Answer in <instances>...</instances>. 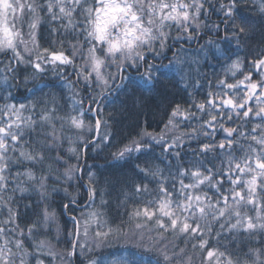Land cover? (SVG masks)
Returning a JSON list of instances; mask_svg holds the SVG:
<instances>
[{"label": "snow or ice", "instance_id": "1", "mask_svg": "<svg viewBox=\"0 0 264 264\" xmlns=\"http://www.w3.org/2000/svg\"><path fill=\"white\" fill-rule=\"evenodd\" d=\"M252 6L264 28V0H228L226 4L220 0L215 11L222 18L211 26L201 19L212 10L211 0H0V56L5 58L0 61L4 64L0 72L11 74L3 77V98L7 101L22 84L42 81L51 66L65 81L71 101L70 111L61 114L56 95L43 93L34 83L28 91L34 96L42 93L38 99L0 105V216L7 211L0 220V264H74L77 255L87 264H145L144 252L155 253V264H196L197 258L199 264H264V46L252 45L255 23L240 15L241 7ZM45 24L51 38L48 47L38 39ZM221 26L225 41H234L241 51L251 45L253 51L241 56L221 52L216 45L217 54L225 60L217 91H212L209 80L206 100L193 101L187 108L173 106L159 133L142 129L138 138L123 145H113L111 133L102 135V126H108L103 119L104 102L113 93L129 89L141 105L143 92L154 90L158 82L153 61L171 49L170 39L191 41L202 29L210 27L218 33ZM214 43L207 41V45ZM65 44L71 48L70 56L65 54ZM260 44L264 45V33ZM69 65L76 73L75 81L64 76L61 66ZM132 73L143 83L132 80ZM238 75L242 78L236 79ZM229 76L234 83L228 82ZM196 86H200L199 80ZM84 89L87 95H82ZM89 114L98 117L94 126L86 123ZM193 120L195 126L183 130L184 122ZM233 122H237L234 127L226 126ZM73 129L75 139L66 134ZM93 131L96 135L88 139ZM218 131L224 136L216 144ZM201 135L211 141L192 151L190 167L172 164V157L182 159L178 149ZM65 140L75 164L61 155ZM109 145L115 149L111 155L116 161H127L133 153H147L153 145L159 146L164 168L136 165L143 179L132 181L122 192L124 198L117 207L125 209L127 219L115 227L100 210L108 204L102 191L100 206H96L97 181L89 171L84 205L76 196L63 205L65 212L71 206L81 209L79 215L69 218L72 228L65 242L70 247L57 251L59 236L55 244L47 238L37 239L41 229L47 233L57 219L46 201L60 189L49 191V179L54 183L83 179L82 152ZM215 160H219L218 166L212 164ZM53 164L66 165L63 173ZM165 168L168 175H164ZM30 192L38 193L39 199L35 205H24L35 217L25 230L20 225L17 193L23 198ZM64 192L68 195L66 187ZM121 240L125 250L111 260L90 256ZM181 240L183 247L178 243ZM253 242L261 246L253 247Z\"/></svg>", "mask_w": 264, "mask_h": 264}, {"label": "trees", "instance_id": "2", "mask_svg": "<svg viewBox=\"0 0 264 264\" xmlns=\"http://www.w3.org/2000/svg\"><path fill=\"white\" fill-rule=\"evenodd\" d=\"M223 2L226 4L228 0H223ZM219 3L220 0H211V4L213 5L212 10L207 16L201 17L209 26L219 23L222 18L223 14L215 11L216 8H219ZM255 12L256 6L240 8V15L249 18L255 23V31L251 37L252 45L264 46L260 44L264 28L261 27L260 18ZM172 35L175 36L176 32L173 31ZM224 35L223 26H221V30L218 33L212 31L210 27L202 29L201 35L191 41L185 39L179 42H173L170 39L168 43L171 45V49L167 50L163 57L153 61L156 65L158 82L154 90L143 92V103L141 105H137L136 96L131 95L129 89H125L120 93H113L104 102L103 119L108 121V126H102V135L111 133L113 145H123L133 138H138L142 129H146L148 132L152 133H159L173 106L180 104L183 108H187L190 104H193V101L201 102L206 100L209 91V80L212 81V91H217L215 85L219 78L224 77L222 65L225 64V60L217 54L216 45H219L221 52L238 53L241 56L251 55L253 51L251 45L243 51L237 49L234 41L228 42L223 39ZM38 39L42 46L48 47L50 45L51 38L48 36V26L46 24L40 28ZM210 39L215 42L213 45H207V41ZM202 45L205 46L203 50L201 49ZM54 47L58 49L59 44ZM177 49L180 51L174 56L173 53ZM65 50V54L70 56L71 48L67 44H65ZM205 53H207V55H205ZM232 58L235 59V56ZM149 59H151V57ZM4 60L5 58L0 56V61ZM169 61H172V63L170 64ZM76 62L79 64V59H77ZM3 66L4 64L0 63V68ZM61 67L64 70V76L68 80H76V73L72 66ZM59 70L58 68L56 71L59 72ZM29 71H31V69H29ZM141 71H143V69H141ZM5 75L10 76L11 74L0 72V105L6 102L16 104L28 103L30 100L38 99L41 97L42 93L37 92L34 96L28 91L35 83L38 88L43 90V93L56 95L58 104L62 108L61 114L70 111L68 108L71 102L69 99L70 92L68 88L65 87V81L61 80L59 75L53 73L51 66L48 67V71L44 74L42 81H32L26 86L22 84L19 90L13 89L12 97L7 101L3 98L6 95L3 91L4 84L2 82ZM131 78L134 81H139L135 73L131 74ZM239 78L242 77L238 75L236 79ZM20 79L23 80V73H21ZM198 80L200 82L199 87L196 86ZM139 82L141 84L143 83L142 81ZM228 82L234 83L235 80L229 76ZM87 94V90L84 89L82 95ZM136 95L139 96L141 93L138 91ZM84 106L88 107L87 101H85ZM94 106L95 105H93V107ZM37 111H39V109H37ZM192 111L195 112L196 109L193 107ZM197 114L199 115V113ZM204 119H208V117L205 116ZM89 121L93 126L95 125V120L91 114L86 117V123ZM236 123L237 122H233L226 126L234 127ZM195 124V120L191 122L185 121L182 128L188 131L189 128L195 126ZM57 127H59V124H57ZM251 127L252 124L249 123L247 128L250 130ZM75 132L76 130L73 129L66 134L73 135ZM93 136H95V131H93L91 135H88V139H91ZM223 136L224 133L218 131L215 136V143L218 144ZM73 139H75L74 135ZM210 141L211 137L205 139L203 135H201L199 139L186 141L184 147L178 149L181 152L182 159L176 160L172 157V164L183 163L185 167H190L188 162L194 160L192 151H199L202 143H208ZM68 147V141L65 140L61 149V155L70 157L69 162L75 164L76 159L67 152ZM83 147V144H79V148L83 149ZM114 150V147L109 145L108 147L97 149L96 151H93L92 147H88L85 153L82 152L80 164L83 165L84 168L83 179H73L67 183H64L63 180L60 183H54L52 179H49V191L52 187L60 189L59 192L51 193L46 201L49 205V210H55L57 219L56 223L50 225V229L47 233H45L44 229H41V235L38 236L37 239L47 238L55 244L56 238L59 236L61 243L56 246V250L63 252L65 248L70 247V244L65 242L68 230L72 228V223L69 218L74 214L79 215L81 209L80 207L71 206L69 211L65 212L63 205L69 203L73 196L77 197L81 206L84 205V202L88 199V192L85 184L87 183V173L89 171L95 174L97 181L98 195L96 197V206H100L101 197L99 192L102 191L104 193L103 198L108 201V204L106 206H101L100 210L106 213V217L112 223L113 227L119 225L122 219H127L125 209L118 208L117 204L124 198L122 192L127 190L132 181L140 182L143 179V174L138 173L136 165L139 164L141 167H144L151 164L159 165L164 168V164L160 163V160L164 159V156L161 155L162 149L159 146L153 145L152 151L150 152L133 153L132 158L127 161H116L111 155ZM52 155L55 156L56 153L53 152ZM165 155L170 156V154ZM211 156L212 153H209V160H211ZM157 157H159V159H157ZM167 162L168 161L165 160V163ZM47 163L49 162L46 161V164ZM219 163V160L212 161V164L217 166ZM65 167L66 165L63 164H53V168H59L60 173H63ZM20 170L23 171V167H21ZM36 171L39 175V168H37ZM76 175L79 177V172L76 173ZM164 175H168L167 168L164 170ZM185 182L187 183L188 181L186 180ZM65 187L67 188L68 195L64 192ZM150 187H155V185H150ZM225 187H228V185L226 184ZM209 195H212V193L209 192ZM38 199L39 194L35 192L25 193L23 198H20V194L17 193L20 225L25 228V230L27 229V225L31 223V220L35 217L33 215V210L31 208L25 209L24 205L29 203L35 205ZM40 207L42 208L43 205H40ZM131 207L132 204L129 203L128 210H131ZM38 210L39 209H37V211ZM6 215L7 211L5 210L4 215L0 216V220H3ZM57 228L60 229L59 232ZM178 243L181 247L184 246L182 240L178 241ZM251 246L260 247L261 245L259 242H253ZM124 250L125 242L123 240L114 241L110 247L97 249L95 252L91 253L90 256L92 258L98 257L102 261L111 260L113 257L123 253ZM189 250H191V245H189ZM140 251L143 252L142 249ZM143 258L145 264H155V260L157 259L155 253L147 252L143 253ZM73 260L74 264H87V261L79 255L74 257ZM196 264H199V258H197Z\"/></svg>", "mask_w": 264, "mask_h": 264}, {"label": "water", "instance_id": "3", "mask_svg": "<svg viewBox=\"0 0 264 264\" xmlns=\"http://www.w3.org/2000/svg\"><path fill=\"white\" fill-rule=\"evenodd\" d=\"M95 120L98 118V117H95V116H92ZM95 135H96V133H95ZM86 151V150H85ZM85 151H83V153H85ZM83 166V165H82ZM81 174L79 173V176H80ZM87 189V188H86Z\"/></svg>", "mask_w": 264, "mask_h": 264}]
</instances>
